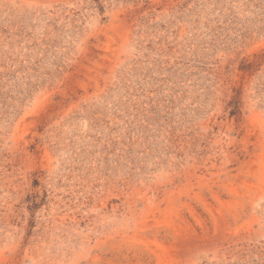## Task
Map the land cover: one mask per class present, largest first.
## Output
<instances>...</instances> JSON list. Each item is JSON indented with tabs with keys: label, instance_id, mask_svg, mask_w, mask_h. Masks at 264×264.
Instances as JSON below:
<instances>
[{
	"label": "rangeland",
	"instance_id": "1",
	"mask_svg": "<svg viewBox=\"0 0 264 264\" xmlns=\"http://www.w3.org/2000/svg\"><path fill=\"white\" fill-rule=\"evenodd\" d=\"M0 264H264V0H0Z\"/></svg>",
	"mask_w": 264,
	"mask_h": 264
}]
</instances>
